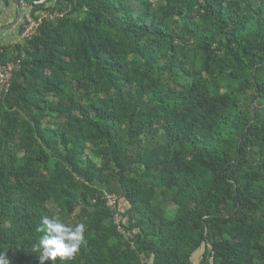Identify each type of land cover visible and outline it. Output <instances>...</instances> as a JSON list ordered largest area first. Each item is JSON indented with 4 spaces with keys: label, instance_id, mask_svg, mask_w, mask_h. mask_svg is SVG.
I'll use <instances>...</instances> for the list:
<instances>
[{
    "label": "trees",
    "instance_id": "trees-1",
    "mask_svg": "<svg viewBox=\"0 0 264 264\" xmlns=\"http://www.w3.org/2000/svg\"><path fill=\"white\" fill-rule=\"evenodd\" d=\"M16 1L37 27L0 45L10 264H41L43 215L86 225L65 264H264V0Z\"/></svg>",
    "mask_w": 264,
    "mask_h": 264
},
{
    "label": "clouds",
    "instance_id": "clouds-1",
    "mask_svg": "<svg viewBox=\"0 0 264 264\" xmlns=\"http://www.w3.org/2000/svg\"><path fill=\"white\" fill-rule=\"evenodd\" d=\"M37 231L43 235L32 250L40 253L41 264L45 261L56 264L57 258L60 264H65L66 261L73 260L86 244V225L80 222L73 226L65 223L59 215L41 216ZM0 264H10L6 253H0Z\"/></svg>",
    "mask_w": 264,
    "mask_h": 264
},
{
    "label": "crops",
    "instance_id": "crops-1",
    "mask_svg": "<svg viewBox=\"0 0 264 264\" xmlns=\"http://www.w3.org/2000/svg\"><path fill=\"white\" fill-rule=\"evenodd\" d=\"M27 13L24 3L20 5L16 0H9L7 4L0 0V45H12L21 40L20 30ZM200 261L198 259L197 264Z\"/></svg>",
    "mask_w": 264,
    "mask_h": 264
},
{
    "label": "built area",
    "instance_id": "built-area-1",
    "mask_svg": "<svg viewBox=\"0 0 264 264\" xmlns=\"http://www.w3.org/2000/svg\"><path fill=\"white\" fill-rule=\"evenodd\" d=\"M26 31L22 35V38H28L31 36V33L34 28L37 27V23L33 20L30 14H26ZM21 68V62L18 60L16 62H9L5 65H0V98L4 92H8L11 86L12 77L16 72ZM119 197L114 194H106L107 204L110 208H115L117 205ZM116 223L120 225V218L118 215L115 217ZM119 230L123 232L121 226Z\"/></svg>",
    "mask_w": 264,
    "mask_h": 264
},
{
    "label": "rangeland",
    "instance_id": "rangeland-1",
    "mask_svg": "<svg viewBox=\"0 0 264 264\" xmlns=\"http://www.w3.org/2000/svg\"><path fill=\"white\" fill-rule=\"evenodd\" d=\"M197 262H198V255H196L194 258V263L197 264Z\"/></svg>",
    "mask_w": 264,
    "mask_h": 264
}]
</instances>
